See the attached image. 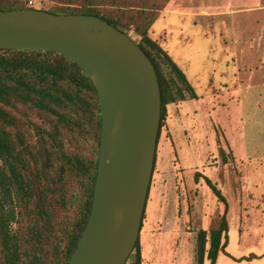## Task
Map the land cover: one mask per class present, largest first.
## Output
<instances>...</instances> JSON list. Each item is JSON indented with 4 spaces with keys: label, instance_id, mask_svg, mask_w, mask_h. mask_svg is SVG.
Returning a JSON list of instances; mask_svg holds the SVG:
<instances>
[{
    "label": "trees",
    "instance_id": "obj_1",
    "mask_svg": "<svg viewBox=\"0 0 264 264\" xmlns=\"http://www.w3.org/2000/svg\"><path fill=\"white\" fill-rule=\"evenodd\" d=\"M27 2L0 0V11L33 10ZM58 2L47 11L98 17L139 38L136 43L151 61L160 88L157 144L165 133L176 152L167 126L169 107L198 97L167 52L150 37L162 7L154 0ZM31 114L44 119L45 124L30 120ZM212 128L216 141L221 142L222 130L215 124ZM100 131L96 91L75 63L53 52L0 50L1 264H68L90 214ZM222 138L228 153L218 147L221 165H229L233 156L226 138ZM155 163L156 155L154 168ZM233 177L239 185L237 174ZM200 180L223 207L222 216L213 221L215 225L208 232L198 233L202 251L199 264L206 244L215 263L219 253L227 256L228 202L208 177L195 172L194 190H186L191 208ZM130 257L126 264H143L139 237Z\"/></svg>",
    "mask_w": 264,
    "mask_h": 264
},
{
    "label": "rangeland",
    "instance_id": "obj_2",
    "mask_svg": "<svg viewBox=\"0 0 264 264\" xmlns=\"http://www.w3.org/2000/svg\"><path fill=\"white\" fill-rule=\"evenodd\" d=\"M58 1L41 0L34 9L47 11ZM154 1L163 10L150 37L198 98L169 107L183 120L187 145L185 153L181 146L175 152L165 133L157 144L138 236L143 264H199L198 233L215 225L223 207L203 180L190 207L186 190H194L195 172L228 202L227 256L219 253L212 263L206 244L202 264H264V0ZM127 34L139 41L132 31ZM29 119L45 124L34 114ZM213 124L224 134L221 142ZM223 136L233 156L229 165L219 157V146L228 153Z\"/></svg>",
    "mask_w": 264,
    "mask_h": 264
},
{
    "label": "water",
    "instance_id": "obj_3",
    "mask_svg": "<svg viewBox=\"0 0 264 264\" xmlns=\"http://www.w3.org/2000/svg\"><path fill=\"white\" fill-rule=\"evenodd\" d=\"M0 50L53 52L92 83L100 110L90 214L68 264H126L154 168L161 96L151 61L127 34L90 15L0 11Z\"/></svg>",
    "mask_w": 264,
    "mask_h": 264
},
{
    "label": "crops",
    "instance_id": "obj_4",
    "mask_svg": "<svg viewBox=\"0 0 264 264\" xmlns=\"http://www.w3.org/2000/svg\"><path fill=\"white\" fill-rule=\"evenodd\" d=\"M33 1H35V3H40L41 0H33ZM33 8H37V7L33 6ZM182 121L183 120L179 117L176 111L174 112V114L171 111V114L167 120V126H168L169 134L173 138L176 151H179L178 148L179 146H181V153H185L186 148L183 146L187 145V138H186L187 131Z\"/></svg>",
    "mask_w": 264,
    "mask_h": 264
},
{
    "label": "built area",
    "instance_id": "obj_5",
    "mask_svg": "<svg viewBox=\"0 0 264 264\" xmlns=\"http://www.w3.org/2000/svg\"><path fill=\"white\" fill-rule=\"evenodd\" d=\"M28 5L30 6V7H33V6H35L36 4H39V3H35V1H33V0H28Z\"/></svg>",
    "mask_w": 264,
    "mask_h": 264
}]
</instances>
